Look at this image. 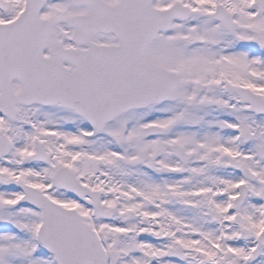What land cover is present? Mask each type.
I'll return each instance as SVG.
<instances>
[{
    "label": "snow or ice",
    "instance_id": "snow-or-ice-1",
    "mask_svg": "<svg viewBox=\"0 0 264 264\" xmlns=\"http://www.w3.org/2000/svg\"><path fill=\"white\" fill-rule=\"evenodd\" d=\"M0 264H264V0H0Z\"/></svg>",
    "mask_w": 264,
    "mask_h": 264
}]
</instances>
